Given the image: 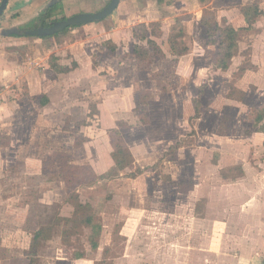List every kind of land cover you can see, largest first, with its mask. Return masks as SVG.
<instances>
[{
	"label": "rangeland",
	"instance_id": "374dc122",
	"mask_svg": "<svg viewBox=\"0 0 264 264\" xmlns=\"http://www.w3.org/2000/svg\"><path fill=\"white\" fill-rule=\"evenodd\" d=\"M109 1L70 0L67 3L60 0L54 16L48 22L81 11L99 10ZM167 1L170 3L166 4V12H156L153 21L148 24L150 30L162 31V35L156 37L164 53L154 51L146 40H140L154 54L151 66L142 68L145 73L143 80L141 76L119 78L123 80V87L132 85L130 90L139 101L132 109L112 110L118 115L127 113V121L119 118L115 120V125L106 117L102 121V114L101 119L98 117V102L102 96L89 93L84 99L76 90H72L68 94L70 98L79 97L81 103L74 105L69 98L70 102L63 105L64 110L51 115L49 124L34 127L31 140L20 146L17 155L7 153L11 148L3 147L8 146L9 136H0V264L28 263L30 256L26 252L34 231L53 221L56 215L69 220L64 219L53 226L50 238L38 247L36 264L242 262L245 253L240 250V242L250 240L249 234L247 231L240 232V228H243L241 221H236V228L230 221L229 225L225 223L223 218L229 202L222 198H230L232 190L223 188L227 189L228 182L245 177L246 171L240 167L245 166L249 172L250 165L264 166V145L257 147L259 155L250 153V143L242 135L250 130L248 120L251 116L264 115V94L258 91L264 86V62L257 64L243 79H238L234 77L236 70L233 71L237 62L233 64V73L216 71L213 52L217 47L205 46L204 42L210 39L207 23L214 27L219 16L221 24L229 20L227 16L233 17L235 24L243 28L238 56L250 60L254 58L258 63L264 53V13L248 25L243 22L240 12L226 8L247 0ZM222 9L228 11L227 16ZM111 14L102 20L84 23L89 24L88 29L80 24L67 27L56 35L42 37L43 43H47L42 47L21 41L37 39V35H23L18 41L7 44L1 43L0 39V60L15 57L12 61H23L27 58L28 67L32 68L30 61L37 59L41 62L47 58L50 66L52 63L56 69L55 61L51 59L53 53H46L48 48L53 47L52 42L63 44L64 56L67 57L72 50H83L86 44L80 41L109 44L106 38L103 41L99 36L102 35L101 29L105 32L110 28ZM199 22L203 23V27ZM36 24H39L37 20L28 21L22 24V28L40 26ZM153 37L156 39L155 35ZM135 44L131 45L133 50ZM13 47L23 51L12 50ZM132 48L126 50V57L130 58ZM14 51L17 56L13 54ZM119 67L124 69L127 65ZM135 68H139L137 61ZM111 78L114 79L112 73ZM159 79L165 82L166 91L157 85ZM99 80L97 75L82 78L81 82L86 83L84 89L89 88V92H93L98 90ZM141 82L152 91L151 98L145 103L141 102V88L138 89L143 86ZM232 82L250 89L246 96V111L241 109L243 103L235 106V99L228 96ZM9 87L5 89L10 90ZM97 95L101 98L94 97ZM11 96L1 90L0 102L6 103ZM194 97H199L202 102L200 116L195 115ZM36 99L29 97L28 113L30 109L35 113V105H39ZM103 112L109 113L107 110ZM65 115H69L65 122H59V118ZM70 119L75 122L74 125H69ZM121 120L123 125L119 123ZM119 126L124 127L125 132L120 131ZM252 126L255 132L264 131V125ZM83 128L88 130V136L83 135ZM116 129L119 134H116ZM99 132L109 136L112 151L116 144L131 147L127 167L120 169L115 162L112 165L105 152V157H92L94 151L102 149V146L91 147L93 143L85 142L94 141ZM80 139H83L82 145H78ZM171 145L176 147L175 150L170 148ZM56 151L67 152L73 163H95L106 166L107 171L98 172L99 179L93 185H82L75 189L68 187L60 162L55 163L56 178L51 173H41L43 161ZM175 153L176 157L173 156ZM260 171L264 173V169ZM259 179H264V176ZM201 181L203 187H200ZM193 186L198 188L190 190L191 197L185 198L180 193ZM229 206L234 211L236 204L233 202ZM251 208L249 206L248 210ZM91 213L96 214L104 224L100 247L96 251L90 248V229L81 224L77 228L74 226V222H83ZM229 216V220H232V214ZM243 223L248 224V221L244 219ZM105 246L110 247L106 257L103 256ZM76 250L85 251L86 256L74 258ZM263 259L264 252L258 261L262 262Z\"/></svg>",
	"mask_w": 264,
	"mask_h": 264
},
{
	"label": "crops",
	"instance_id": "0c3cea01",
	"mask_svg": "<svg viewBox=\"0 0 264 264\" xmlns=\"http://www.w3.org/2000/svg\"><path fill=\"white\" fill-rule=\"evenodd\" d=\"M51 1L52 0H8L7 6L2 16L0 17L1 43L7 44L11 43L10 41H18V39H21V36L7 34L5 30L14 27L22 28V24H24L25 22L35 20L39 22V24H36L35 26L41 25V21L38 19L39 14ZM65 1L67 3L70 2V0ZM248 1L252 0H247L243 3H247ZM169 3L170 1L167 0H120L116 9L109 16L110 28L105 31L106 33L101 29L102 35L99 36L103 41L107 40L109 44H106V42L103 43L102 41L100 43L95 42L93 44L92 42L90 44L89 40L88 42L80 41L79 43L86 44L83 50H79V48L77 50H72L67 57L64 56V45L52 42L53 47L51 46L50 48H48L46 50V53H53L51 55V59L55 61L54 66L63 67V70L54 69V67H52V63L50 66V63L48 62V60H46L47 58L44 61L41 60V62H39L37 59L30 61V63H32V68L28 67L29 61L27 58H25V60L23 61H19L18 59L12 61L15 57L11 59H1L0 85L2 87H0V92L1 90H5L10 93V95H12L11 97H9V100L6 103L0 102V104H4L3 106L0 105V136L2 134H6L9 136L10 142L8 143V146L6 145L3 147L6 149L11 148L7 151V153L17 155L20 146L26 145L31 140L34 133V127L36 125L38 127V124H49L51 115L53 113L55 114V111L60 113V110H64L63 105L70 102L69 95L72 90H76V92L80 94V98L84 97V99L89 96V93H93V95L100 94L102 96V98L100 97V95L94 96L101 98L98 102V107L100 110L98 117L99 119H101L100 114H102V121L105 120V117L106 119H110L109 122L112 125H115L116 119L120 120L121 118H123L127 121V113L122 112V115H118L117 113H115V111L113 112L112 110L115 108L128 110L131 107L133 108L134 106L138 105L139 102L132 90H130L132 88V85L131 87H123V80H119V78H121L122 76H125V79L126 76L132 78H139L141 76L143 80V75H145L143 69L135 68L136 56L131 45L134 43H140V39L136 36L134 29L136 28L137 24L141 22L149 24L150 21H153V17L156 16V12H166L165 9H168L166 4ZM239 4L241 3H233L232 5H228L230 7L226 8H230L229 10H236L240 12L238 7ZM222 12L224 15H228V11H226V9H222ZM219 17L217 18L218 21ZM227 17L229 19L227 20V22L235 23V18L229 16ZM199 24L203 27L202 22H199ZM88 25L89 24H83L82 28L88 29L87 27H90ZM76 28L78 29V27ZM42 37L43 36H39V38L37 39H25L21 41H29L26 43L37 44L36 46L42 47L43 45L47 44L45 42L43 43L44 38ZM105 38L106 40H104ZM38 41L42 42L39 43ZM77 43L78 41L74 42L73 44L75 45ZM240 44L241 43L239 41V52L232 58V62L229 68L227 70H222L215 67L216 71L231 73L234 62L237 63L236 68H234L233 71L237 70L238 66L244 60V57L242 58L241 56H238V54L240 53ZM109 45L114 46V48H111ZM129 48H132L130 58L126 57V50ZM15 49L23 51L22 49H19L17 47L12 48V50ZM13 54L15 56L18 55L15 51ZM94 56L95 59L93 58ZM237 57L238 60H236ZM250 61L254 64V66H256L257 64L261 65V62H264V53L259 57L258 61L260 62L257 63L254 58H252ZM37 63L39 64V66H36ZM129 63L130 66L128 68ZM115 64L117 66H115ZM123 64L127 65V67H124V69H122L123 67H119V65ZM250 70L252 69H249L246 72V76L249 74L248 72ZM111 73L113 74L114 79L111 78ZM205 73L207 78L208 72L206 71ZM97 75L100 79L98 90L89 92V88L88 90L84 89L86 83L82 84V78L94 76L96 77ZM102 76L105 77L101 78ZM106 76H109V78ZM141 84H143V82H141ZM10 85H12L13 87L10 88ZM5 87H9L10 90H6ZM238 87L244 89L245 94L242 99L234 98V105L237 106L239 103H243L241 109L243 111H246L244 110L247 109V106H245L246 96L250 93V89H247L241 85H238ZM140 88L148 89L144 86V84L142 87L139 86L138 89ZM263 89L258 91L261 94H264ZM33 96L34 98L37 97L36 102H38L39 105H35V113H33L31 109L28 113L26 109L28 108L27 105L29 104V97ZM71 100L72 101L70 103H74V105L81 103L79 97L72 98ZM104 110L109 111V113H104ZM68 116L65 115V117H60L59 122L64 123ZM263 122L264 115L262 113L258 114L255 118H252L251 116L248 120V123L251 124V126L248 127L250 130L248 132L242 133V135H245V141L248 140L250 143V147L248 149L250 153L259 155L260 150H257V147H261L262 145H264V131H260L261 133H259V131L255 132L256 130H254L252 126L253 124L262 126L264 125L262 124ZM69 123V125H74L75 122L71 121L70 119ZM118 129L122 132H125L124 127L119 126ZM56 131L59 132L58 129H56ZM83 131H85V133L83 132L84 136L89 135L86 128H83ZM65 132H67V130ZM108 138L109 136L107 134L103 136L102 132H99L97 133V137L94 138V141L89 140L84 142L85 144L93 143L91 147L95 146L96 148L101 145L102 149L94 151L92 157H95L96 155H102L103 157H105V152L106 156L110 157L111 164L113 165L114 159L112 157V148L110 147ZM252 147H256V149H252ZM240 154L241 153H238V155ZM232 163L236 162L233 161ZM90 164L93 166L97 173L101 171H107L106 166L98 165L95 163ZM240 168L246 171L244 172L245 177L232 182H228L227 189L223 188L227 191L232 190V192L229 193L230 198L233 200L234 204H236L234 211L229 209V204H233V202H231V199L228 196H223L224 198L222 199H227L229 202L226 209V216L223 219L225 220V223L227 225H229L230 222L231 225L235 224L232 225L234 228H236L237 226L236 221H241L243 228H240V232L242 233L243 231H247L249 234L250 240L240 242V250L245 253V256L241 259L242 262H240V264H260L261 262H259L258 259L260 254L264 252V179L259 178H262V176H264V173L260 171L261 168L264 169V166L259 165L258 167L250 165L249 172L246 170L245 166H242ZM224 170H226V168ZM201 186L203 187L202 181L200 187ZM197 188L198 187L196 186L189 187L186 191H180V193L185 198L191 197L192 192L190 190L194 191V189ZM203 195H205V197L209 199L205 192H203ZM234 198L236 199L234 200ZM249 206L253 208H251V210H248ZM230 214H232V220H229ZM244 219L248 221V224L243 223ZM224 233L225 232H223V236Z\"/></svg>",
	"mask_w": 264,
	"mask_h": 264
},
{
	"label": "trees",
	"instance_id": "16d2710c",
	"mask_svg": "<svg viewBox=\"0 0 264 264\" xmlns=\"http://www.w3.org/2000/svg\"><path fill=\"white\" fill-rule=\"evenodd\" d=\"M58 6V3L44 8L40 14L38 19L41 21V25H48L47 22L49 19L54 16V10ZM241 15L244 18V21L250 25L252 22L256 20L258 15L264 13L263 0H252L247 3H241L238 5ZM210 25L209 23H207ZM80 25V24H79ZM208 35L210 39L205 40V46L211 45V47H217L213 52V62L216 68H220L222 70H227L232 62V58L239 52V41H240V32L242 31V27L237 26L233 22H226L221 24L218 19H216V23L214 27L208 26ZM136 36L141 40H146L148 44L153 47L154 51L162 54L164 53V49L162 44L158 42L156 36H161L162 31L156 29V32L150 30L148 24L145 22H141L137 24L134 29ZM59 32L53 34L56 35ZM156 33V34H155ZM15 36H23L26 35L11 33ZM155 35L156 39L153 37ZM50 36V35H46ZM43 36V37H46ZM114 48V46H111ZM134 54L136 56V61L138 63L139 68L148 69L154 59V54L150 50V47L145 43H136L134 46ZM255 66L250 61V59H244L243 62L238 66L237 70L234 73V77L238 79H242L245 77L246 72L249 69H253ZM56 69L63 70V67L56 66ZM66 70V68H65ZM157 85L160 86L163 91H166V84L162 80H158ZM245 94V90L238 87V85L232 82L230 91L228 96L235 99H242ZM141 102L145 103L148 99L151 98L152 91L150 89H141ZM193 106L195 108V115L200 116V110L202 107V102L199 97L193 98ZM120 124H124L123 120L119 121ZM116 134H119V131ZM83 139L78 141V145H82ZM172 150H175V146L171 145ZM129 156H131V150L128 145L119 144L115 146L112 151V157L116 166L120 169H123L129 164ZM176 157V153L173 155ZM60 162L63 169V177L65 179V183L68 187L77 188L82 185H93L99 179V176L93 166L91 164H77L71 162L69 155L67 152L56 151L49 156L48 160L43 161V166L41 169L42 174L51 173L54 178L57 177L56 173V164ZM49 179V178H48ZM69 220V218L64 216L56 215L54 220L49 222L48 224H44L40 228L34 231L33 237L30 243V248L27 250L26 254L30 256V261L26 264H36L37 255H38V247L45 244L46 240L50 238L52 228L54 225L59 224L62 220ZM81 226H85L90 229V248L92 250H97L100 246V237L103 232L104 224L102 220L94 213L89 214L83 222H74V226L77 228ZM110 252V247L105 246L103 249V256L106 257ZM85 251H75L74 258L80 259L84 258Z\"/></svg>",
	"mask_w": 264,
	"mask_h": 264
},
{
	"label": "water",
	"instance_id": "95a60500",
	"mask_svg": "<svg viewBox=\"0 0 264 264\" xmlns=\"http://www.w3.org/2000/svg\"><path fill=\"white\" fill-rule=\"evenodd\" d=\"M60 0H52L46 7H50ZM120 0H110L103 8L96 10V11H81L65 18H61L58 20H54L48 25H40L37 27L32 28H18L14 27L8 30H5L7 34L11 33H18L26 35H37V36H46V35H53L57 32L64 30L70 26H76L79 24H84L93 21H99L107 17L111 14L116 7L118 6ZM8 0H1L0 1V17L2 16Z\"/></svg>",
	"mask_w": 264,
	"mask_h": 264
},
{
	"label": "built area",
	"instance_id": "2783aa9c",
	"mask_svg": "<svg viewBox=\"0 0 264 264\" xmlns=\"http://www.w3.org/2000/svg\"><path fill=\"white\" fill-rule=\"evenodd\" d=\"M260 264H264V259H263V261Z\"/></svg>",
	"mask_w": 264,
	"mask_h": 264
},
{
	"label": "flooded vegetation",
	"instance_id": "af4514ba",
	"mask_svg": "<svg viewBox=\"0 0 264 264\" xmlns=\"http://www.w3.org/2000/svg\"><path fill=\"white\" fill-rule=\"evenodd\" d=\"M65 18V17H64ZM54 20H51V22H53ZM50 21L48 22L49 24L51 23Z\"/></svg>",
	"mask_w": 264,
	"mask_h": 264
}]
</instances>
